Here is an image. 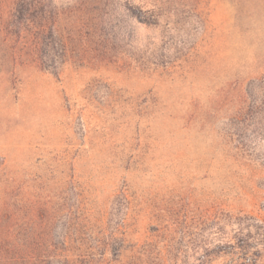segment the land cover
Listing matches in <instances>:
<instances>
[{"label": "rangeland", "instance_id": "374dc122", "mask_svg": "<svg viewBox=\"0 0 264 264\" xmlns=\"http://www.w3.org/2000/svg\"><path fill=\"white\" fill-rule=\"evenodd\" d=\"M185 2L106 35L54 0L43 62L0 26V244L74 264H264V0Z\"/></svg>", "mask_w": 264, "mask_h": 264}, {"label": "trees", "instance_id": "16d2710c", "mask_svg": "<svg viewBox=\"0 0 264 264\" xmlns=\"http://www.w3.org/2000/svg\"><path fill=\"white\" fill-rule=\"evenodd\" d=\"M75 1L79 3L78 6H72L69 10L80 14L73 20L74 22H71L72 27L88 30L98 28L106 35H116L118 32L125 31L126 26L130 30H134L137 25L155 27L159 13L163 9L170 10L162 7V4L169 3L171 0H161V4L158 5L153 0L151 7L145 6L147 0H125L122 6L123 15L117 13L118 8L113 5L115 0ZM178 1L182 2L181 7H185V0ZM53 2L54 0H0V26L19 37L23 36L22 33L25 30L28 31L31 35V52L40 62L44 59V47L56 40L54 17L58 8L53 5ZM94 12L98 14H93ZM81 15L87 17H80ZM9 245L11 248L14 247L12 242ZM118 258L116 256L114 260ZM0 262V264H59L61 262L74 264L71 259L41 252L31 255L21 254L5 247V243L0 244ZM249 262L250 260L248 264H253Z\"/></svg>", "mask_w": 264, "mask_h": 264}]
</instances>
